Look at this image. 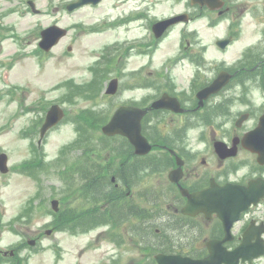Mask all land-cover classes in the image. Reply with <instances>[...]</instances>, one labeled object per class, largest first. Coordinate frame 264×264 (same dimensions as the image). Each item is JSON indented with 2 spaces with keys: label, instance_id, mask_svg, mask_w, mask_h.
<instances>
[{
  "label": "rangeland",
  "instance_id": "1",
  "mask_svg": "<svg viewBox=\"0 0 264 264\" xmlns=\"http://www.w3.org/2000/svg\"><path fill=\"white\" fill-rule=\"evenodd\" d=\"M34 1L41 10L39 14L31 10L23 12L27 0H0V152L8 154L10 168L5 174L0 172V249L14 247L18 252L12 262L5 259L0 264H125L128 253L123 241L130 230L126 223L120 222L113 228L101 223L73 228L74 224L82 223L79 222L81 216H92L94 210L102 212L104 207L99 203V197L91 196L89 188L83 191L89 200L81 196L82 190L78 186L82 181H88L90 176L83 179L78 166L64 169L81 156L91 155L92 159L100 162L103 158L108 159L111 148H127L123 139L103 138L101 124L119 102L142 95L152 97L160 89L137 87L129 90L135 74L131 69L140 67L155 74L160 72L161 86L162 79L169 80L174 75L176 87L187 91L191 73L183 66L184 61L175 66L173 60L185 41V30L180 27L173 29L159 43H155L150 35L153 17L161 19L182 11L185 1L105 0L99 6H87L71 12L66 9V3L72 0ZM239 1L242 5L235 12L248 16L242 26L241 37L228 52L216 55L228 62L245 53L249 57L246 48L250 43H256L257 52H264V0ZM136 8L141 17L130 20L129 15ZM118 19L121 20L119 24L123 23V29L119 24L112 25ZM232 19L229 16L218 27H210L209 19L203 18L196 27L203 41H212L214 37L225 34ZM54 23L67 27L69 31L50 51H42L39 47L40 32ZM69 46L72 49L69 50ZM103 51L114 56L109 62H116L113 74L118 73L122 77L120 92L111 98L95 96L91 82L88 83L93 78L89 67L101 59ZM262 58L264 55L252 58L251 65ZM145 75L143 72L141 77ZM252 82L244 81L237 85L236 90L228 94L232 100L226 113L213 114L209 123L229 121L225 125L229 134L228 129L234 127L239 110L244 108L232 104L239 95V89L249 92L250 86L251 92L260 90L254 88L255 83ZM158 85L155 83L154 86ZM40 100L44 102L39 104ZM59 102L67 115L39 144V131L46 111L52 103ZM158 118L171 119L165 114L158 115ZM177 122H180V117ZM182 122L188 148L195 152L206 147L208 141L198 137L205 124L194 116L182 117ZM251 123L248 122L244 128ZM170 128L176 131L179 126ZM249 168L248 165L242 169ZM223 169L231 178L234 177V162L226 163ZM139 176L133 177V189L148 191L144 196L148 200L156 198L157 195L149 190L152 183L140 181ZM106 189L113 190V184H107ZM52 198L61 200L58 216L51 208ZM83 210L89 212L82 215ZM150 216L144 221L156 220ZM130 226L134 224L130 222ZM48 228H53L49 235L45 233ZM28 239H36V243L30 245Z\"/></svg>",
  "mask_w": 264,
  "mask_h": 264
},
{
  "label": "flooded vegetation",
  "instance_id": "2",
  "mask_svg": "<svg viewBox=\"0 0 264 264\" xmlns=\"http://www.w3.org/2000/svg\"><path fill=\"white\" fill-rule=\"evenodd\" d=\"M239 2V0H225V9L220 11L210 10L206 6L193 4L191 0H187V8L184 13L186 14L188 39L184 52L186 55V67L192 77L189 79L186 92L178 89L172 80L166 79L162 82V92L160 93L167 92L171 96L177 97L185 111L178 113L168 109H149L147 115L151 111L159 113L164 110V114L171 116L168 123L180 126L183 123L182 117L186 115L220 113L222 110H226V107L231 104L228 103L226 106V102H224L228 90L240 85L242 81L252 80L245 79L249 76L248 74H243L244 72L258 71L259 73L251 75H257L261 78V82L264 81V59L257 60L251 67L242 66L238 63L226 68L223 61L216 59V55H223L227 49L219 48L217 40L214 42L203 41L200 31L196 27V24L205 16V18H208V16L213 14L214 17H219L225 12L231 14L237 7L242 5ZM234 16L239 17V14L235 13ZM240 26L238 23H234L233 28L229 30L228 37L232 36L236 39L237 34L240 35L242 31ZM221 71H228L233 74L231 80L222 90L201 100L197 93L213 82ZM141 82L144 83V80ZM155 83L159 85L154 86ZM160 86V78L150 79L149 87L158 89ZM243 93H245L244 96H242ZM150 101L146 95H142L129 98L126 102L141 107H148L152 102ZM232 104H239L240 107H244L239 110L238 117L242 114H247V121L240 126L234 125V127L228 129L229 134H227L225 127L229 121L216 124L206 123L205 126L208 127V130L200 136L201 139L208 141L207 147L193 152L192 149L188 148L182 135L174 134L170 138L166 135L156 136V138H150V141L153 143L154 148L156 147L160 151L159 154L147 156L125 155L124 158L127 160L118 165L119 172H121L123 179H127V181L123 182V187L117 186L122 189L117 195L113 196V199H120L124 195L130 198L132 194H137L130 186L129 175L134 168H141V172L148 174L145 163L146 157L153 159V163L148 164V171L151 173L150 180L157 181L154 183L159 190L166 189L167 187H163V184L166 183L175 194L167 204V207L170 208L167 212L172 214L171 222L175 225L172 232L146 234L141 226L138 228V232L128 234V239L126 240V251L128 253L126 264H159L156 258L158 254L183 258L206 257L211 253L208 243L213 239L217 241L218 245L219 264H264V252H262L264 251V164L258 162L257 152L249 150L241 144L242 140L240 138L246 131L257 127L259 118L264 112V90L260 88L258 93L255 90H252V92L243 90L241 97L237 101H233ZM147 115L143 119L146 125H148L150 119ZM179 117L180 122L178 123L177 119ZM250 121L252 123L244 128ZM160 123L162 125L166 124L165 121ZM212 128L213 131L211 132ZM237 136L240 137L238 138V155L236 157L241 155L248 157L252 160L253 165L249 170L236 169L234 177L231 178L226 175L223 167L236 157H228L224 160L219 158L213 145L216 140H224L229 145H232L233 140ZM178 157L182 161L183 173L179 182H174L170 181L169 178L167 179L168 175L165 172L168 168L171 170L178 167ZM129 159L134 161L130 162ZM159 160L168 162V164H163V170H159L160 165L156 163ZM112 166H115V164L112 163ZM212 179L220 184L234 181L243 185H247L251 179H258V183L255 186V202L241 212L239 218L232 222L230 226H227L224 216H220L215 212L208 216L203 212L196 215H187L182 212V208L188 200L187 196L183 194L182 187L191 193L208 187ZM124 189L127 190L124 191ZM130 203H127V205H130ZM128 215L131 220L138 221L142 217V210L134 208ZM238 250H241L242 254L237 260Z\"/></svg>",
  "mask_w": 264,
  "mask_h": 264
},
{
  "label": "water",
  "instance_id": "3",
  "mask_svg": "<svg viewBox=\"0 0 264 264\" xmlns=\"http://www.w3.org/2000/svg\"><path fill=\"white\" fill-rule=\"evenodd\" d=\"M88 1L97 2V0H79L77 2L72 3L69 6V9H73L79 6L80 4ZM205 1L209 2L208 0ZM209 4L211 3L209 2ZM174 20L175 19H169L159 22L155 25V29L160 27L163 28L165 25H169L171 22H174ZM162 31H164V29H161V32ZM44 32L47 34L52 33V37L50 39H48L47 36H45L44 41H42L41 43L43 47L49 49L66 31L65 29L59 28L57 26H53L51 28H48ZM222 77L223 78H220L219 81L217 82L219 87L222 86V84H224L225 82L224 78L226 77L225 76ZM213 89L214 87H211L208 90L212 91ZM115 90H116L115 84L112 83L109 87V92H114ZM155 106L156 107L169 106L167 104V98L163 97L159 99L156 102ZM144 113H145L144 111L137 108L122 106L117 110L111 122L103 127V130L107 134H114L116 132H119L128 135L131 141L135 144L137 152L145 153L150 149V145L146 140V138L141 134L140 120L144 115ZM62 115H63L62 110L58 108V106H54L48 113L47 121L42 128V133H44L50 126L58 122V120L62 117ZM216 148L217 151L221 154V156L225 157L228 155V153L226 152L227 146L225 143L221 141L217 142ZM0 167L3 171L7 170L6 154L0 155ZM234 187H238V186L233 184H228L226 185L225 188H220L219 186L214 185L205 192L197 193V195H194L191 199L192 200L191 202L193 201L201 202L203 200L205 206L209 209H214L218 211L226 210L239 214L245 207H247L252 202V198H249L251 192H250V188L239 189ZM246 195H248L249 197L245 198ZM223 196H225L226 199H223ZM57 202H58L57 200L53 201L55 206L57 205Z\"/></svg>",
  "mask_w": 264,
  "mask_h": 264
},
{
  "label": "trees",
  "instance_id": "4",
  "mask_svg": "<svg viewBox=\"0 0 264 264\" xmlns=\"http://www.w3.org/2000/svg\"><path fill=\"white\" fill-rule=\"evenodd\" d=\"M99 172L103 173V171H101V167L100 166H98L97 169H96V175H93L92 177H89L88 178V182H87L88 186L97 188V191L99 189H101L100 186L104 185L103 175H98Z\"/></svg>",
  "mask_w": 264,
  "mask_h": 264
},
{
  "label": "bare ground",
  "instance_id": "5",
  "mask_svg": "<svg viewBox=\"0 0 264 264\" xmlns=\"http://www.w3.org/2000/svg\"><path fill=\"white\" fill-rule=\"evenodd\" d=\"M121 29H123L124 28V25H123V23L119 26Z\"/></svg>",
  "mask_w": 264,
  "mask_h": 264
}]
</instances>
